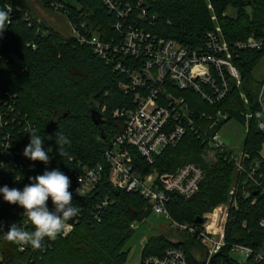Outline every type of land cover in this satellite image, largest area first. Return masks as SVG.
I'll use <instances>...</instances> for the list:
<instances>
[{
  "label": "trees",
  "instance_id": "1",
  "mask_svg": "<svg viewBox=\"0 0 264 264\" xmlns=\"http://www.w3.org/2000/svg\"><path fill=\"white\" fill-rule=\"evenodd\" d=\"M37 1L43 8L50 9L45 0ZM60 1L68 23L77 26L83 23L88 34L94 33L107 40L118 37L119 32L113 27L117 13L109 10L102 0ZM115 1L121 9L131 6L132 19L143 7L146 18L139 21L141 27L183 45L201 44L205 32L216 26L229 42L264 33V0ZM7 6L12 7L11 24L4 31L5 41L0 50V187L7 185L23 190L30 183L29 177L42 175L45 170L59 169L70 178L81 167L104 165L103 152L112 136L122 128V121L113 117V112L133 104L132 93L118 86L127 81L126 75L96 56L88 45L65 37L44 20L39 26L34 24L38 17L29 0H0V10H7ZM27 16L33 23L26 20ZM263 53L264 50L248 49L233 56L241 74L240 87L232 83L226 98L216 107L244 126L245 112L256 109L255 86L259 81L253 80L251 72ZM10 54L16 59L10 58ZM241 92L245 93L247 104ZM177 94L184 96L198 111L214 109L189 90ZM92 109L101 114L100 124L92 121ZM200 126L204 128L205 122L201 121ZM247 127L242 149L259 160V170L264 175L261 154L264 132L253 119ZM30 128L43 138L42 146L50 156L47 165L23 155L30 142L27 131ZM58 131L70 141L64 145L68 155L63 157L58 154L55 140ZM5 134L10 135V145L6 149L2 145L6 141L2 138ZM22 138L26 142L20 143ZM15 149L18 154L14 153ZM203 150L201 139L187 130L176 146L166 147L153 164L141 167L143 173L173 172L188 162L198 163L203 168L204 177L195 194L188 198L173 195L166 205L171 218L178 223L196 224V217H202L228 200L232 185L247 182L222 155L207 161L202 156ZM246 186L251 189V198L237 199L238 208L230 211L225 226L226 246L215 255L213 264H238L229 254L232 244L255 247L264 240V230L259 225L264 217V195L257 193L250 184ZM252 199L255 202L252 203ZM102 201L106 206L98 209ZM0 202V262L3 264H125V245L134 234V224L151 213L149 202L140 194L113 187L105 168L95 189L72 201L79 209V220L73 229L55 240L45 238L40 249H33L30 245L19 246L4 239L3 232L13 223L25 230L33 228L22 215L21 206L6 202L2 193ZM51 204L49 199L48 205ZM181 232L189 237L188 243L173 242L164 235L149 237L142 247L141 260L148 254L159 255L169 247H178L184 250L191 263L197 264L190 246L201 249L199 241L190 232Z\"/></svg>",
  "mask_w": 264,
  "mask_h": 264
},
{
  "label": "built area",
  "instance_id": "2",
  "mask_svg": "<svg viewBox=\"0 0 264 264\" xmlns=\"http://www.w3.org/2000/svg\"><path fill=\"white\" fill-rule=\"evenodd\" d=\"M45 1L50 10L62 13L63 4L60 0ZM102 1L109 10L117 13L118 19L113 27L119 32L118 37L107 40L94 33L88 34L83 23L78 26L68 23L69 32L63 35L88 45L96 56L111 64L114 70L125 74L127 81L120 82L118 86L132 93L133 104L113 112V117L122 121V128L112 136L103 152L104 165L97 163L91 167H81L70 177L69 190L73 192V200L90 194L106 168L108 181L113 187L137 192L147 199L151 212L169 219L173 228L195 235L201 246L193 256L197 264H213L215 255L226 246L225 226L230 211L238 208L237 199L251 198V189H247L246 184L264 195V175L259 170V160L251 158L242 146L236 151L227 145L217 127L229 121L230 114L216 108L226 98L232 83L240 87L241 74L233 56L248 49L264 50V33L250 35L243 41L229 42L216 26L205 32L201 44L183 45L175 39L164 38L141 27L139 21L146 18L143 7L137 17L132 19L130 5L121 9L115 0ZM27 17L26 20L29 19ZM41 23V18L34 21L38 26ZM4 35L0 37V50L5 41ZM9 57L16 59L13 54ZM183 90L191 91L201 102L214 109L198 111L191 107L184 96L177 94ZM241 96L247 104L245 93L241 92ZM255 105V110L248 109L245 112L246 127L253 119L258 129L264 132V75L255 86ZM201 121L205 122L204 128L200 126ZM187 130L194 132L204 144L202 156L209 154L215 159L216 155H222L234 165L235 172L244 175L247 181L242 186L232 185L228 200L205 212L199 224L178 223L171 218L166 208L171 196L188 198L198 190L204 177L203 168L198 163H185L173 172L141 171L142 166L153 164L166 147L176 146ZM2 138L6 140L2 144L6 149L10 145V135L5 134ZM19 142L24 143L26 139H19ZM17 150H13L14 153L18 154ZM77 188L79 195L76 194ZM251 202H255V199ZM104 206L106 202L102 201L97 208ZM48 207L51 210L53 205ZM78 220L76 216L68 222L72 225L71 230ZM259 225L264 230V217L260 219ZM230 253L244 256V260L238 264H264V240L255 247L232 244ZM140 264L193 263L188 260L184 250L169 247L162 254L144 256Z\"/></svg>",
  "mask_w": 264,
  "mask_h": 264
},
{
  "label": "clouds",
  "instance_id": "3",
  "mask_svg": "<svg viewBox=\"0 0 264 264\" xmlns=\"http://www.w3.org/2000/svg\"><path fill=\"white\" fill-rule=\"evenodd\" d=\"M12 8L0 10V37L8 25L11 24L10 13ZM30 142L23 150V155L32 160L40 161L47 165L50 162L49 152L43 148V138L36 134L35 129H28ZM52 139V137H49ZM58 154L63 157L68 155L64 145L70 144L62 133H55ZM30 183L23 190L9 188L7 185L0 187L3 199L10 204H18L24 209L23 216L32 225L33 230H25L16 223L11 224L3 232L4 239L19 246H31L40 249L45 238L55 240L59 235L71 230L68 223L79 214L78 208L72 205L73 192L70 191L71 180L59 169L45 170L42 175L29 177ZM76 194H80L78 188ZM51 199L53 208L50 210L48 201ZM2 230V224H0Z\"/></svg>",
  "mask_w": 264,
  "mask_h": 264
},
{
  "label": "rangeland",
  "instance_id": "4",
  "mask_svg": "<svg viewBox=\"0 0 264 264\" xmlns=\"http://www.w3.org/2000/svg\"><path fill=\"white\" fill-rule=\"evenodd\" d=\"M29 1L31 2V6L35 9V14L38 18L44 20L61 34H68L69 24L64 14L58 11L43 8L37 0ZM229 13L231 14L232 11L229 10ZM251 73L254 81L258 82L262 80L264 75V53L256 66L252 69ZM246 130H248V127L238 123L234 119H229V121L223 124L220 128V134L227 145L238 151V149L242 146ZM261 154L264 157V142ZM205 159L207 161L214 160L213 156L209 154L205 157ZM133 228L134 234L125 245V249L127 250L125 264H140L142 247L149 237L164 235L173 242L184 241L188 243L187 240L189 237H187L185 232H181V230L173 228L169 219L154 212L149 213L142 221L136 222ZM190 249L192 250L193 255L200 250L197 247H194L193 249L192 246H190ZM230 257L236 262L244 260V256L239 253H230Z\"/></svg>",
  "mask_w": 264,
  "mask_h": 264
},
{
  "label": "water",
  "instance_id": "5",
  "mask_svg": "<svg viewBox=\"0 0 264 264\" xmlns=\"http://www.w3.org/2000/svg\"><path fill=\"white\" fill-rule=\"evenodd\" d=\"M91 118H92V121L94 122V124H100L101 121H102V117H101V114L96 110V109H92L91 110ZM196 224H199L202 222V218L200 216L196 217L195 218V221H194Z\"/></svg>",
  "mask_w": 264,
  "mask_h": 264
}]
</instances>
